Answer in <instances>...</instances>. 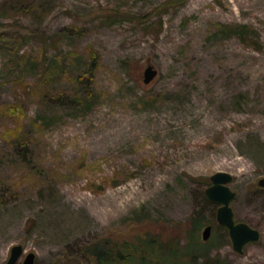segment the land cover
I'll return each mask as SVG.
<instances>
[{
	"label": "rangeland",
	"instance_id": "374dc122",
	"mask_svg": "<svg viewBox=\"0 0 264 264\" xmlns=\"http://www.w3.org/2000/svg\"><path fill=\"white\" fill-rule=\"evenodd\" d=\"M196 1L0 0V264L87 263L200 207L209 259L264 264V0ZM217 172L261 233L242 255L204 203Z\"/></svg>",
	"mask_w": 264,
	"mask_h": 264
},
{
	"label": "trees",
	"instance_id": "16d2710c",
	"mask_svg": "<svg viewBox=\"0 0 264 264\" xmlns=\"http://www.w3.org/2000/svg\"><path fill=\"white\" fill-rule=\"evenodd\" d=\"M204 203L216 208L206 200ZM206 224L205 209L200 207L184 224L172 226L169 234L166 229L147 231L133 239L100 238L83 249L88 262L78 264H219V259H209L217 245L200 237Z\"/></svg>",
	"mask_w": 264,
	"mask_h": 264
},
{
	"label": "water",
	"instance_id": "95a60500",
	"mask_svg": "<svg viewBox=\"0 0 264 264\" xmlns=\"http://www.w3.org/2000/svg\"><path fill=\"white\" fill-rule=\"evenodd\" d=\"M143 82L150 83L156 76V71L152 67L145 69ZM233 177L228 173L217 172L210 176L211 184L205 189L206 200L216 206L215 219L217 224L227 232L233 251L242 255L244 249L261 238V233L243 222H237L232 209V203L236 193L229 187ZM258 186L264 188V178L258 181ZM211 226H206L202 232L203 242L208 241L211 235ZM24 249L21 245H15L10 250L6 264H16L23 256ZM21 264H35L34 253H26Z\"/></svg>",
	"mask_w": 264,
	"mask_h": 264
},
{
	"label": "bare ground",
	"instance_id": "6f19581e",
	"mask_svg": "<svg viewBox=\"0 0 264 264\" xmlns=\"http://www.w3.org/2000/svg\"><path fill=\"white\" fill-rule=\"evenodd\" d=\"M195 6H200V7H205V6H208L209 3L207 0H197L195 3H194ZM134 125L132 124V122L128 121V122H125L124 124H121L120 125V129H121V137L122 138H126V139H135L136 138V133L133 129ZM161 127V124L157 123L154 125V129L153 130H157ZM120 133V132H119ZM138 134H141L140 130L138 131ZM187 135H191V132L190 131H187L186 133ZM150 150H156V148L152 147V148H149Z\"/></svg>",
	"mask_w": 264,
	"mask_h": 264
}]
</instances>
